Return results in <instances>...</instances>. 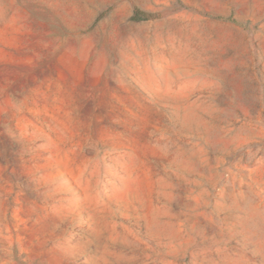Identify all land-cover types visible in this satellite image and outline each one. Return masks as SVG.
<instances>
[{
  "label": "rangeland",
  "instance_id": "374dc122",
  "mask_svg": "<svg viewBox=\"0 0 264 264\" xmlns=\"http://www.w3.org/2000/svg\"><path fill=\"white\" fill-rule=\"evenodd\" d=\"M0 264H264V0H0Z\"/></svg>",
  "mask_w": 264,
  "mask_h": 264
},
{
  "label": "trees",
  "instance_id": "16d2710c",
  "mask_svg": "<svg viewBox=\"0 0 264 264\" xmlns=\"http://www.w3.org/2000/svg\"><path fill=\"white\" fill-rule=\"evenodd\" d=\"M150 17V14L140 11L138 8H134L131 15V20H145Z\"/></svg>",
  "mask_w": 264,
  "mask_h": 264
}]
</instances>
